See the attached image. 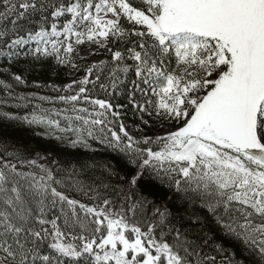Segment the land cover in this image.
I'll return each mask as SVG.
<instances>
[{
  "label": "snow or ice",
  "instance_id": "6c2138e0",
  "mask_svg": "<svg viewBox=\"0 0 264 264\" xmlns=\"http://www.w3.org/2000/svg\"><path fill=\"white\" fill-rule=\"evenodd\" d=\"M0 264H264V0H0Z\"/></svg>",
  "mask_w": 264,
  "mask_h": 264
},
{
  "label": "trees",
  "instance_id": "16d2710c",
  "mask_svg": "<svg viewBox=\"0 0 264 264\" xmlns=\"http://www.w3.org/2000/svg\"><path fill=\"white\" fill-rule=\"evenodd\" d=\"M47 75H48V73H47V69L46 68H39L38 67L37 70H36V72L33 74V78L36 79V80H38V81H42V80H44V79L47 78ZM64 78L65 79L67 78L66 72H65ZM29 90H31V89H29ZM129 115H131V114H129ZM48 146L54 147V148H59V146L56 145L55 143H53L51 145H48Z\"/></svg>",
  "mask_w": 264,
  "mask_h": 264
}]
</instances>
